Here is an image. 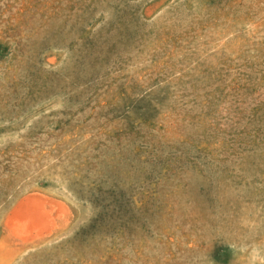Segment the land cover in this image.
<instances>
[{
	"label": "rangeland",
	"instance_id": "rangeland-1",
	"mask_svg": "<svg viewBox=\"0 0 264 264\" xmlns=\"http://www.w3.org/2000/svg\"><path fill=\"white\" fill-rule=\"evenodd\" d=\"M0 264H264V0H0Z\"/></svg>",
	"mask_w": 264,
	"mask_h": 264
},
{
	"label": "bare ground",
	"instance_id": "bare-ground-1",
	"mask_svg": "<svg viewBox=\"0 0 264 264\" xmlns=\"http://www.w3.org/2000/svg\"><path fill=\"white\" fill-rule=\"evenodd\" d=\"M29 214V213H28ZM31 214H29V216H30Z\"/></svg>",
	"mask_w": 264,
	"mask_h": 264
}]
</instances>
